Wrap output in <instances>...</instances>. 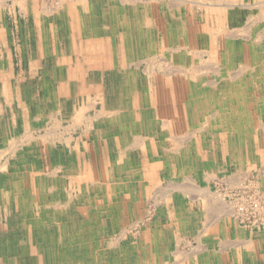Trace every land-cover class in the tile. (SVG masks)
<instances>
[{
  "label": "bare ground",
  "instance_id": "6f19581e",
  "mask_svg": "<svg viewBox=\"0 0 264 264\" xmlns=\"http://www.w3.org/2000/svg\"><path fill=\"white\" fill-rule=\"evenodd\" d=\"M108 1L111 2H109L108 4ZM207 1L208 0H54L51 2L54 4V6H50L47 0H0V39L7 36L1 23L4 14L3 10L8 7L16 10V5H19V11L21 15L31 21L28 24L29 38L32 41L31 57L36 64L43 62L42 68H37L33 63H31L30 74H34L40 81H51V78H53V83L61 84V93L63 95H67L66 111L69 115V120L71 121L68 126L63 125L62 121L56 122L55 119L49 117H54L57 112L50 108H47L45 110L46 112L43 111L44 113H39L36 116L38 118H34V122L38 121L39 118L43 116L52 120V125H50L49 123L45 124L43 128V131H45V133H39L35 135L34 132H37L40 129L39 127H35L34 125L29 124V121L27 119H31V117H29L30 113L26 108H28V104L38 102V99H34V97L31 98L30 94L28 93L25 94V87L23 86L24 95L26 98H28V103L24 102V104L22 105V108H24V134L23 136L21 135L20 137L12 139H10V137H7V140L3 139V145H1L3 147L0 146V264H52V261H50V254L56 253H58L57 255L61 259V264H64L66 262V259H69V254L67 247L65 246L64 239L59 240V237L54 234L55 232L53 233V230H49L47 234H44L45 232H43V227L50 226V228H52L55 224H52V219L56 216H58L62 220L64 219L61 218V213L63 211H70V208L72 207H70L71 203L69 202V200H71L72 197L66 195L67 198L65 200V203H58L56 199L53 198V196L55 197V195L50 196V194H52L53 192H63L64 195L67 189L64 185H62L61 181L57 179L52 180L49 178L56 175L54 172L58 170H55V168L50 169V166L47 170H43L42 166L39 167V165H35V161L39 158V144L42 142L44 143L46 148L48 147L49 150L52 149L51 144L54 143V140L49 138H53V136L63 133L62 128L66 132L70 128H74L80 121H86L88 123V127L82 134L89 139V142L92 141L90 138L95 137V131L93 130V128L96 127L97 133H103L102 140L107 144L110 141H115V138L111 136L112 133H114L115 135V133L119 132L120 138H122V140H126L125 136L129 137L130 139L127 142L130 143L128 144V146L134 147L133 150L128 146L126 150H122H125V152L130 150L135 152V147L139 145H144V147L155 146V140H153L152 136L142 137L136 133L137 131L150 132L155 131L156 127H160L161 129H163V135L167 139H170L174 145H177V143H180V140L176 135L173 134V131L174 129L178 130L179 125H183L184 119L189 124H192L194 121L199 123L200 121L205 120L203 122H205L206 124L204 123L201 125H203L204 127H207V125H209L210 127L215 128V123L218 122L219 118L224 119L225 116H231V107L233 105V101H242L239 99V97L243 95L241 93L242 90L238 86V83H240L241 85L245 82L246 79H249L246 78L247 74H250V81H255V83L257 82L260 84L261 94L264 98V31H258L259 33H257L251 30L253 29L255 24L259 23L260 21H264V0H210V3H208ZM10 4L12 5L10 6ZM154 4H159L162 7V17L163 20H165V23H162V21L156 17L157 20L155 26H157V29L160 28V30H162L161 36L152 34L153 37H150V32L147 30H151L153 20L149 18L147 14L149 11H151V9L155 10ZM108 5L117 6L119 12L120 9L122 12V20L119 19L118 21H116L115 25L117 27H115V29H119L120 26L121 28H125V37H122V35H120L119 45L121 49L119 52V63L115 62L114 64H112L115 65L116 63H118V65H120L119 69L124 70V78H120L121 80L118 85L112 84L111 82L104 83L102 82L103 79L99 82L97 81L99 77L98 69L106 65H111L110 61L113 60L114 54L111 50L108 52L105 49L104 52V49H102V46L103 44H106V41L103 34H100L99 31L100 29L102 30L104 26L102 25L99 27L93 24L94 21L98 23L100 19H94L90 17L87 18L85 16H82L83 11L86 12L99 8L107 9ZM228 7L233 10V16L242 19V22H240V24L234 25L231 22H227L232 19H230V17L223 13V11L221 10L222 8L226 10ZM243 11H246V13H244ZM220 12L224 14V24L223 26H220L218 23L217 28L220 30L221 28H224L225 31L217 30L216 23L213 21L215 19V14H219ZM193 15H195L198 19H202L201 23L204 24L205 22L208 27L215 28L214 31H212V34H207L205 38H200L199 41H197V37L195 38V36L192 35L190 31H185L182 34V28H188L187 24L190 25ZM132 26L137 32L140 33L143 43H149L151 40L150 47H152V50L143 49L142 54H139V59H137L138 57L132 58L130 55L131 52H128L129 58L132 60L136 59L137 62H134L135 60H129V58H127V54H125V52L133 51L134 49H137L141 46V43L133 39L134 35L128 33L131 31L130 29L132 28ZM92 30H94L95 33H91ZM112 30L111 33L113 35ZM160 30L158 33H160ZM117 35L118 33L115 34V36ZM169 35L176 36L175 38H173L176 46L170 47L167 45ZM59 37L64 41H58ZM154 39H156V41H154ZM237 39H240L239 44L236 43ZM45 41H47V46L45 44ZM54 43L55 45L58 44V46H53ZM234 43L236 47L234 46ZM80 46H84V48L81 49L79 48ZM154 47L167 48L168 52L171 51V53L174 55H171V57H176V59L173 60L174 66L169 65V62H167V60H164L163 57L159 54L160 52L154 50ZM211 47L217 50L214 51L211 49ZM85 62H87L90 66V70L88 71V73L85 71H80L81 65L85 64ZM134 64L143 67L142 71L147 78L146 81L144 77L143 81L139 80L142 75L138 72V69L134 70L135 77H130L129 69L126 67H129V65L134 66ZM217 64H222L221 72H218L219 68L217 69V66V70H214V72H216V76L219 77L220 80H210V75L205 73V71L209 70H207L208 67H211V70L213 65ZM232 68H234L235 71H232ZM171 75H173V78H171ZM69 78H74L75 82L72 83V80H68ZM166 78H170L173 80L164 81L163 79ZM108 79L111 80L110 77ZM178 79L181 80L180 83H178ZM192 79L195 82L197 81L196 84L199 85L198 91L200 92V94L191 93L189 97L190 99L186 101L187 94H189V91L187 90V86L189 84L188 82ZM81 82H91L93 84H86ZM143 84L148 86L144 87ZM116 86L118 90L116 89ZM88 89L89 91L94 92L98 90L107 99L99 101L100 107L93 117L95 119V123H89L92 117L85 116L83 114L86 106H90L93 100L88 104H85L81 108L74 107V104L76 102L72 94L79 92L85 93L88 92ZM202 92L205 93L202 94ZM182 94L186 99L183 107L179 106V104L176 103H179ZM19 95L20 90L15 96L19 97ZM122 97L126 100H123ZM94 101L95 103L98 102V100L96 99ZM160 106H163L164 109H161ZM218 106H222L224 110H218L219 108L215 109ZM160 110H163L164 112H159ZM212 110H214L215 112L212 113ZM233 125L232 122L226 123V126H228L229 128L233 127ZM260 128L262 129L261 131L264 132V125H261ZM92 131L94 132L93 135L90 134ZM219 132L221 131H217L216 128L215 133ZM182 136L184 135L182 134ZM232 137L233 135H230L228 138L232 139ZM57 138L56 140L63 139V134L61 136H58ZM77 142L83 145V148H87L89 145V142L87 140L84 141L83 137L77 138L76 143ZM20 145L23 146L21 147ZM27 145H30V147H27ZM23 151H25V153H23ZM262 158L263 161L261 162L260 167L264 168V155L262 156ZM119 160H121V158H119ZM10 161L14 164V167L17 166L18 169H6V171L5 166L9 165ZM97 166L98 165L87 166L86 174L89 173L88 176H86V174L83 175L81 172H79L76 168V165L70 166L67 169L66 174L70 178L71 182L78 183V188L81 193L86 192L88 194H91L92 192H94V190L101 189L103 202H105V199H109V197L111 196L114 197L115 194L111 195L108 188H113L117 180L113 184L106 185V182L100 181V178H95L96 175H99L101 173V170H98ZM119 171L121 173L129 174L131 175V177L137 175L138 173L136 167L124 171L122 169V166H120ZM246 172H248V170ZM225 173H227V171ZM235 174H237V172ZM223 178L224 176H222V179ZM230 178L231 177L228 178L229 182L231 181ZM262 178L260 180H262ZM90 179H92V181ZM222 179L220 180L222 181ZM237 185L241 188L243 187V189L244 187L247 188V186H255L254 188L256 189V192L253 195L250 196L246 194L247 197H243L245 198L246 202L248 201L249 204L252 203V214L253 212L257 214V218L254 221L256 222L254 225L255 228L263 227V187H261L259 182H254V184H248L247 186L245 183H243V185H241V183H237ZM130 186H133L131 193L133 192L136 198V193L139 192V189L137 190L136 186L139 187V185L137 182H134L133 185L128 184V189H130ZM206 187L208 188V185ZM226 187L228 188V186ZM59 188L63 191L57 190ZM44 190H46L48 196H45L43 194ZM156 190L158 191V193L159 191H161L159 187ZM194 191L197 192L196 190ZM210 191H212V189ZM246 191L249 192V190ZM246 191L244 192L246 193ZM204 193L202 192V194ZM211 193L212 195H209L210 200L215 205L218 195H214V192ZM116 201L115 204L111 205V207H122L123 203L118 200ZM96 203L97 202L95 201V204ZM241 203L243 204V202ZM97 204H101V206H104V203ZM227 206L228 205H226V207ZM5 207L7 208L5 209ZM218 207V205L214 207L216 208V211ZM230 207L227 208L228 210L226 209L227 213L229 212ZM236 207L232 205L231 214L237 217L238 214L240 215L242 212L240 211L241 209H237ZM20 208L24 209L18 210ZM224 210H222V213ZM149 214H151V211ZM220 214L218 213L217 216H219ZM82 217L84 216H81V218ZM212 217L213 216H209L211 220ZM17 221H20V225L23 228L14 225L8 227L9 224ZM103 221L106 220L103 219ZM61 222V227L69 230L71 223L66 220H63ZM37 229L39 230L40 235H38V231H36ZM256 231L257 230H254V232ZM16 232L22 235V239H24L23 241L19 240L20 238L16 237ZM257 234L259 237L264 238V231H258ZM150 237L151 233L148 234L147 231L143 232L142 239L146 240ZM96 248L98 249V247ZM103 248L114 250L115 247L113 246V243H104ZM145 248L144 250L139 245L134 244V249L136 251L142 252V250H144V252L146 251L147 253L151 254L154 257V260H156L157 264H177L188 258L187 256H184V253H178L175 251L177 253V255L175 253L176 261H165L164 257L162 258L163 253H161L160 250H156L159 248H156L154 244H151Z\"/></svg>",
  "mask_w": 264,
  "mask_h": 264
},
{
  "label": "rangeland",
  "instance_id": "374dc122",
  "mask_svg": "<svg viewBox=\"0 0 264 264\" xmlns=\"http://www.w3.org/2000/svg\"><path fill=\"white\" fill-rule=\"evenodd\" d=\"M52 1L47 0L50 6H54V4L51 3ZM207 2L210 3V0H208ZM11 5L12 4H10V6ZM154 6L156 11L158 12H160V10H163L159 4H154ZM19 9L20 6L16 5V10L11 9L9 7L3 10L4 14L1 23L3 29L5 30V34L7 35L6 39L8 41V45L4 46L0 43V63L3 62L6 64L8 73L12 78L7 79L6 81V83L10 87L9 88L10 92L8 93L3 91L5 87V83L3 82L2 79H0V105L3 107L4 110L6 94H8L9 96H13L14 95L13 91H15V88H17L18 86V82L14 80L15 79L19 80L23 78L25 81L23 84V86L25 87V94L28 93L30 94L31 98L34 97V99L36 98L38 99V102L28 104L29 113L31 116V119H28L29 124L34 125L35 127H39L40 130H38L37 132L35 131L34 132L35 135L39 133L44 134L45 133V131H43L44 125L48 123L52 125L53 121L46 117L41 116L38 121L34 122V118H38L36 116L39 113L42 114L46 112L45 110L47 108L48 109L50 108L54 111H57V114L54 117H49V118L55 119L56 122L62 121L63 125L68 126L71 121L69 120L70 119L69 115L68 113H66V109L64 106V104L67 101V98L60 91L61 84L59 83L55 84L53 83V80L30 81L31 63H33L37 68H42L43 62L36 64L34 63L33 58L31 57L32 41L29 38V32H28V28H29L28 24L31 21H29V19H27L26 17L22 16ZM221 11H223V13H225L227 16L230 17V19H232L227 22H231L234 25H238L240 24V22H242V19L232 15L233 10L230 7H228L226 10L222 8ZM243 12L246 13V11ZM218 23L220 26L223 25L224 24L223 19H221L220 21L218 20ZM251 30L257 33H259L258 31H264V21H260L259 23L255 24L253 29ZM175 37H176L175 35L168 36V40H167L168 46L170 47L176 46L175 41L173 39ZM58 41H64V40H62V38L59 37ZM137 41L142 42V38L138 37ZM236 43L239 44L240 39H237ZM45 44L47 46V41H45ZM53 46L56 47L58 46V44L55 45L54 43ZM161 52L159 54L163 57V59L167 60V62H169V65L174 66L173 60H175L176 57L174 58L171 57V55L174 56L171 53V51L168 52L167 48H161ZM216 66L217 69L219 68L218 72H221L222 64H217V65H213L212 67L213 70L212 69L210 70L211 67L210 68L208 67L207 70L208 69L209 70L205 71V73L210 75L209 76L210 80L214 79L216 81H219L220 80L219 77H217L216 72H214ZM142 69L143 67H140L138 69V72L142 75V77H145V74L142 71ZM232 71H235V69L232 68ZM249 75L250 74H247L246 78L250 79L251 77ZM249 79L245 80L244 82L245 84L242 83L240 85V83H238V86L242 90L241 93L243 95L239 97V99L242 101L239 100L233 101L232 103L233 105L231 107L232 109L231 116H225L224 119L219 118L218 122L215 123L216 125L215 128L210 127L209 125H207V127L201 125L205 123L203 122L205 120L200 121L199 123L194 122V125L187 123L185 119L183 120V127L179 128L178 130L175 129L176 131H173V134L176 135L177 138L182 141L181 144L183 145L182 147H185L183 149V153L178 156L168 152V156L166 157L165 151L164 154L161 153L160 151L161 146L167 147V149L168 148L173 149L175 146L172 145L170 139H166L164 136H161L155 131H150V132L137 131L136 133L142 137L152 136L155 139V142L161 145L160 147H144V145H139L135 147L134 150L135 152L131 150L125 152L128 144L130 143L127 142L130 139L129 137L125 136L126 140H122V138H120L119 132L115 133V135L114 133H112L111 136L115 138V141H110L107 144L102 140L103 133L102 132L97 133L96 127H94L93 130L95 131V137L90 138L92 141L89 143L87 148L85 147L83 148V145L79 144L78 142L76 143V139L83 136L82 133L85 132V130L87 129L88 123L86 121L85 122L78 121L79 123L74 128L72 127L66 132L62 128L63 133L53 136V138L50 137L49 139L54 140L53 144L49 143L51 144L52 147V149L50 150L48 149V147L47 148L45 147L44 143L41 142L39 144V148H40L38 152L39 158L35 161V165L36 166L39 165V167L42 166L43 170L44 169L47 170L49 166L50 169L55 168V170H58L54 172L56 175L53 174L54 176L53 177L51 176L49 178L52 180L57 179L61 181L62 185H64L67 188L64 195L63 192L61 193L53 192L52 194H50V196L55 195V197L53 196V198H55L56 201L60 204L63 202L65 203V200L67 198L66 195L72 197V199L69 200V202L71 203L70 207H72L70 208V211H63L61 213L62 214L61 218H64L63 220H66L71 223L69 230L61 227L62 225L61 221L63 220L60 219L58 216L52 219L53 221L52 224L55 223L52 228H50V226L43 227V232H45L44 234H47L49 230H53V233L55 232L54 234L57 237H59L58 238L59 240L64 239L65 246L67 247L69 254L68 258L70 259V260L66 259V262L64 264H142L144 259H146V257L148 256V253L146 251L144 252V250L146 249L145 247L149 246L148 244L145 243L146 240L142 239V234L145 231H147L148 234L151 233V237L148 239H153L154 237L153 240L156 241L155 244L157 246L160 245L163 252L165 251L174 252L175 250H177L179 252L181 251L189 254L203 252L207 249L212 250V248L214 249L215 247L216 249H219L220 245H218L217 242L220 241V239H228L230 237H235V235L237 236V232L235 231L233 225H235V227L239 228L240 230L244 231V233L246 232L244 238L246 237L247 238L249 237L250 239L258 238L257 232L264 231V225L263 227L255 228L254 225L256 222L254 221L257 218V214L255 212H253L252 214L251 212L252 203L249 204L248 201L246 202L243 196L245 197H247V195L251 196L256 192V189L254 188L255 186L252 187L247 186L248 184H254V182L256 183L259 182L261 187H263L262 190L264 189V185H263L264 178H262L264 177L263 176L264 168H261L260 165L252 166L249 163L248 165H245V167L241 171L239 170L236 171L234 169L239 165L240 161L239 158H237V156H232V159L235 160L236 162L227 164L226 167H224V169L221 168V170L218 172H214V169H211L212 168L211 163L215 164V162H217L216 160H218V157L216 158L213 157L210 148L211 147L213 148L215 146L217 149V151L215 152L226 151L227 154L228 153L227 147H232L227 143L228 140L230 141V139L228 138L230 135H233L231 139L233 140V144L236 140L239 139L238 138L239 136H242L241 139L244 140L245 144L249 143L248 145L249 147L253 145L250 143H254V141H257L260 138H261L260 143L262 146H264V132L261 131L262 129L260 128L261 125H264V98L263 95L261 94L260 84L257 82L255 83V81L254 82L250 81ZM147 86L148 85H144V87ZM94 96H95L94 93H92L91 95H88L87 93L76 95L74 97V100L76 102L74 104V107L75 108L83 107L85 104H88V98L91 97L93 100ZM99 107H100V103L99 102L95 103V101L93 100L90 106L88 105L86 106L83 114L85 116L93 117L94 113L96 112V110H98ZM221 107L222 106H218L215 109L219 108L218 110H224L223 107L222 108ZM13 111H15L16 113H14ZM214 112L215 111L212 110V113ZM0 118L3 122V128L5 127V132L4 133L1 132L2 137H4V135L7 134V136L11 137L10 139H12L15 137L13 135L17 133H19V135L23 134L22 129L20 127L22 120H21V116L19 115V110L18 108H16V104L13 103L12 107H9V109H7L6 107L3 113L2 114L0 113ZM14 122H15V126H14ZM230 122H232V125L235 123L233 127H231L232 131L226 133L227 137L224 136L218 137L217 136L218 134H215L216 128L217 131H221V134H224L225 130L227 129L231 130V128L226 126V123H230ZM91 123H95V121L93 120ZM62 134L64 140L63 139L56 140V138L58 136H61ZM90 134L93 135L94 132L92 131ZM182 134L184 136H182ZM260 143H257L256 146L258 147ZM20 146L22 147L23 145ZM27 147H30V145H27ZM129 148L130 149L132 148L133 150L134 147H129ZM23 153H25V151H23ZM119 158H121V160H119ZM166 160L169 162L168 174H166L165 172H161V168L159 166V168H151L152 176H149V171H146L145 165L147 164L149 165L150 163L155 164L156 162L163 161V166H164ZM224 161L226 160L224 159ZM73 165L74 166L76 165L77 170L81 172L83 175L86 174L87 172L86 168L88 165H98L97 168L98 170L99 169L101 170V173L99 175H96L95 178H100V181L106 182V185L113 184L117 180L113 188H108L111 195L115 194L114 197L111 196L109 197V199H105V202H103V195L101 193V189L94 190V192H92L91 194H88L86 192L81 193L78 188V183L71 182L70 178L66 174L67 169ZM120 166H122V169L124 171L136 167L138 173L137 175L131 177V175L129 174L121 173L119 171ZM6 169L13 170V169H18V167L17 166L14 167V164L11 163L10 161L9 165L5 166V170ZM209 169H211L210 177H207L205 176L206 175L205 171ZM175 170L178 171V173L177 172L175 173ZM247 170L248 172H246ZM226 171L227 173H225ZM236 172L237 174H235ZM88 175L89 173L86 174V176ZM222 176H224L225 179L224 178L222 179ZM229 177H231L230 179L232 182L228 181ZM261 178L262 180H260ZM220 179H222V181ZM90 180L92 181V179ZM134 182H137L139 185V187L136 186V189L142 191V193L138 195L137 204L133 202L134 198L133 195L131 194L133 186H130V189H128V184L133 185ZM237 183H241V185L245 183L247 188L244 187L243 189V187L241 188L240 186L237 185ZM207 185L208 188L206 187ZM160 186H162L163 190L159 191L158 193L156 189L157 187ZM226 186H228V188ZM144 187H145V193L147 194H143ZM211 189L212 191H210ZM245 189L249 190V192L246 191ZM57 190L63 191L60 190V188ZM194 190H196L197 192L199 191L198 192L199 194ZM217 191L219 194L217 193ZM244 191H246V193ZM202 192L203 193L205 192L206 194L209 192L206 195L207 199L205 197V193L202 194ZM211 192H214L215 193V194L213 193L214 195H218L217 197L218 199L215 196L217 201L216 203H220V202L225 204L227 203L226 205L228 206L226 207V209L231 205L229 212L227 213L226 211L225 214V217L227 216L226 221L228 224L226 225L228 231H231L228 234V236L230 237L222 234V232L220 233L222 228L219 229L217 228L216 231L214 228V226L216 225L214 224V222H210L207 218L209 217V215L205 214V209L206 206L208 205L207 203H209L210 200L209 195L210 194L212 195ZM43 194L45 196H48L46 190L43 191ZM219 196L221 199L219 198ZM241 197L244 199H242ZM116 200L121 201L123 203L122 207L120 208L111 207V205L115 204ZM95 201L97 203H104L103 204L104 206H101V204H97V203L95 204ZM241 202H243V204ZM233 203L236 204L239 203V204L236 205ZM240 203L241 205L244 206H241ZM232 205H234V207L237 206L236 207L237 209L243 210L241 211L242 213L240 215L238 214L237 217L231 214ZM243 208L245 209V211ZM23 209L24 208H20L18 210H23ZM150 211L151 214H149ZM81 216L84 217L81 218ZM103 219L106 221H103ZM229 220L231 221V223ZM221 221H223V219H221ZM11 225L23 228L20 225V221L12 222L11 224L8 225V227H10ZM254 230L257 231L254 232ZM36 231H38L37 233L38 235H40L39 230L37 229ZM16 237L20 238L19 240L21 241L24 240L22 239L23 237L20 233L16 232ZM212 239H216V240L213 242ZM104 243L105 244L113 243V246L115 247L114 250L103 248ZM134 244L139 245L140 247L145 249L142 250V252L136 251L134 249ZM96 247H98V249ZM57 254L58 253L50 254L51 257L50 261H52V264H61V259L60 257H58Z\"/></svg>",
  "mask_w": 264,
  "mask_h": 264
},
{
  "label": "crops",
  "instance_id": "0c3cea01",
  "mask_svg": "<svg viewBox=\"0 0 264 264\" xmlns=\"http://www.w3.org/2000/svg\"><path fill=\"white\" fill-rule=\"evenodd\" d=\"M109 2H111V1H108V4H109ZM115 11H117V12H115ZM162 14H163V10H160V12H158V11H156V9L155 10L151 9V11L148 12V14H147L148 17L153 20L152 26L154 25L153 28L151 26V30H147V31L150 32L149 33L150 37H153V35L161 36V31L162 30H160V28L157 29V26H155V25H156L157 18H159L162 21V23H165V20H163ZM121 15H122L121 9H120V12H119L117 6H112V5L111 6L108 5L107 9L99 8V9H96V10H91V11H86V12L83 11V15L82 16H85L87 18L90 17V18H94V19L95 18H99L100 19L98 21V23L96 21H94L93 24L96 25V26H99V27L102 26V25L104 26L103 29L102 30L100 29V31H99L100 34H103V36L105 38V41H106V44H103L102 49H104V52H105V49L108 52L111 50V51H113V54H114L113 60L110 61L111 65H106V66L100 67L98 69V73H99V77L97 79L98 82L103 79L102 82H104V83L111 82L112 84L118 85L120 83V80H121L120 78H124V76H123L124 70L123 69H119L120 65H118V63H119V59H120L119 52H120V49H121V47L119 45L120 44V35H122V37H125V28H121V26H120L119 29L118 28L115 29V27H117L115 25V23H116V21L121 19ZM218 16H219V18H218ZM223 16H224V14L222 12H220L219 14H215V19L213 21L216 23V28H217V25H218V20L220 21L221 19H224ZM201 22H202V19H200V18L198 19V18H196L195 15H193L192 16V20L190 22V25L187 24L188 28H182V31H181L182 34L185 31H190L191 34L195 36V38L197 37L196 38L197 41H199L200 38H205V36L207 34H212V31H214L215 28H210V27L207 26V24L205 22H204V24L201 23ZM221 26H223V25H221ZM112 28H113V30H112ZM111 30L113 31V35L111 33ZM130 30L131 31L128 32V33L133 34L134 35L133 39L137 41V38L141 37L140 33L137 32L133 26H132V28ZM159 30H160V33H158ZM217 30L225 31L224 28H221V30L217 28ZM91 33H95V31L92 30ZM116 33H118L117 36H115ZM154 41H156V39H154ZM150 42H151V40H150ZM150 42L149 43H143V40H142V42H139V43H141V46L139 48L134 49L133 51L125 52V54H127V58H129V55H128L129 53L128 52H131L130 55H131L132 58H137L138 57L137 59H139V54L140 53L142 54V50L143 49L152 50V47H150V44H151ZM231 42H232V40H231ZM0 43L2 45H4V46H7L8 42H7L6 37L5 38H1L0 39ZM234 46H235V43H234ZM79 48L82 49V48H84V46H80ZM211 49L214 50V51L217 50V49H214L212 47H211ZM154 50L157 51V52H161V48H158V47H154ZM124 57H125V55H124ZM129 60H132V59L129 58ZM133 60H135L134 62H137L136 59H133ZM115 62H118V63H116L115 65H112ZM140 67L141 66H138L136 64H134V66L129 65V67H126V68L129 69L130 77L134 78L135 77V71L134 70L135 69H139ZM0 68H1V70H0V79H2L3 82L5 83V87H4L3 91L8 93V92H10V90H9L10 87L6 83V81H7V79H10L12 77L9 75L8 69H7V66H6L5 63L1 62L0 63ZM89 70H90V66H89V64L87 62H85V64H82L81 67H80V71H85V72L88 73ZM109 77L111 78V80L108 79ZM144 78H145V81H146L147 80L146 76ZM144 78L141 76V78H139V80L143 81ZM171 78H173V75H171ZM30 79H31L30 81H37L38 80L37 77L34 74H32V75L30 74ZM51 80H53V78H51ZM68 80H72V83L75 82L74 78H69ZM163 80L164 81H166V80L167 81H172L173 79L166 78V79H163ZM14 81L18 82V86H17V88H15V91H13L14 92V96H9L8 94H6L4 110H5L6 107H7V109H9V107H12L13 103L16 104V108H18L19 115L21 116V120H22V123H21L20 127L22 129V132H24L23 131V126H24L23 125L24 108H22V105L24 104V102L28 103V98L25 97L24 89H23V84H24L25 81H24L23 78H21L19 80L15 79ZM177 81H178V83L181 82L180 79H178ZM81 83L93 84L91 82H81ZM188 83L189 84L187 86V90L189 91V94H187V100L184 98V96L182 94V97L180 98L179 103L176 102L181 107L184 106L185 100L188 101L190 99L189 97H190L191 93H199L200 94V92L198 91L199 85L196 84L197 81L195 82L192 79ZM116 89L118 90L117 86H116ZM19 90H20V95H19V97H16L15 95L18 94ZM85 93H87L88 95H91L92 93H94L95 96L93 97V100L96 99V100H98V102L100 101V99L101 100H107L106 97L102 93H100L98 90H96L94 92V91H89V89H88V92H85ZM204 93L205 92H202V94H204ZM78 94H83V93L79 92V93H74L72 95H73V97H75ZM65 96L67 98V95H65ZM122 99L126 100L123 97H122ZM91 101H92V98L89 97L88 98V103L91 102ZM186 104H187V102H186ZM64 106H65V109H67L66 108V103L64 104ZM160 108L164 109L163 106H160ZM26 109L29 112V108H26ZM4 110H3V107L0 105V113L1 114L3 113ZM97 111L98 110H96V112ZM13 112L16 113L15 111H13ZM159 112H164V111L160 110ZM66 113H67V111H66ZM95 113H94V116H95ZM154 114H156V113H154ZM29 117H31V116L29 115ZM93 117L91 118L89 123H91L93 120L95 121V119ZM194 122H196V121H194ZM194 122L191 125H194ZM14 126H15V122H14ZM181 127H183V125H179L178 126V128H181ZM155 129H156L155 130L156 133L160 134L161 136H164L163 133H162L163 129H161L160 127H156ZM96 130H97V128H96ZM231 130H228V129L225 130L224 134H221V132L215 133V134H218L217 135L218 137H220V136L227 137L226 133L229 132V131L231 132ZM174 131H175V129H174ZM1 132L2 133L5 132V127L3 128V122H2V120L0 118V144L3 145V141H4L3 139L7 140L8 136H7V134H5L4 137H6V138H3L1 136ZM23 134L19 135V133H17V134H15L13 136H15L14 138H16V137H20L21 135L23 136ZM81 137H83L84 141L87 140L89 142V139L87 137H85L84 135L81 136ZM241 137H239V139L236 140L237 143L235 141L234 144H233V140H231V139H230L231 141L228 140L227 143L229 145H231L232 147H227V152H228L227 154H226V151H224V152H222V151L215 152V151H217L215 146L213 148L212 147L210 148L211 152L213 154V157H215V158L218 157V160H216L217 162H215V164L211 163V166H212L211 169H214V172L220 171L221 168L226 167L227 164H231V163L236 162L235 160L232 159V156H237V158H239V161H240L239 165L234 169L236 171L237 170H239V171L242 170L245 167V165H248L249 163L252 166L253 165H261V162L263 161L262 156L264 155V152H263L264 151V146L261 145V143H260L261 140L259 139V140H257L258 142L254 141V143H250V144H253V145L249 147L248 146L249 143L245 144L244 140H242ZM153 140H155V139L153 138ZM179 142L182 144L181 140ZM171 143H172L173 146H175L173 149H171V148L167 149V147H162L160 144H157L155 141H154L155 146H151V147H160L161 146L160 147V151L163 154H164V151H165L166 157L168 156V152H170L171 154H175L176 156H178V155L183 153V149L185 148V147H182L183 145H180V143H177V145H174L172 141H171ZM257 143H260L258 145V147L256 146ZM224 159L226 161H224ZM159 166L161 168V172H165L166 174H168L169 162L167 160L165 161L164 166H163V161H159V162H156L155 164H151L150 163L149 165L148 164L145 165V169H146V171H149V176H152L151 175V173H152L151 168H159ZM211 169L205 171V174H206L205 176L210 177V170ZM176 172L178 173V171L175 170V173ZM159 188H160V190H163L162 186H160ZM139 193L141 194L142 191L139 190V192L136 193V198L134 196V193H131L133 195V198H134L133 202L136 203V204H137V198H138ZM144 193H145V191L143 192V194ZM209 202L210 203H208L207 206H209V205L210 206L206 207L205 213L207 215L213 216V217H212V220H211V218L207 217L208 220L210 222H214V224L216 225V226H214L215 230H217V228L218 229L222 228V230H221L222 234L228 236L229 231H228V228H227V225H226L228 223L226 221V217L224 216V214L226 213V205L225 204H221V203H217V205L219 207L217 208V211H216V208H214V207L217 206L216 203L214 205V203L211 202L210 200H209ZM222 207H223V209H222ZM224 207H225V210H224ZM6 208L7 207H5V209ZM219 209H221V210H219ZM207 210L210 212V214H209V212ZM222 210H224L223 213H222ZM220 212H221V214H220ZM218 213L220 214L219 216H217ZM221 219H223V221H221ZM234 229L237 232V236H235V237L228 236L230 238H228V239H220V241L217 242L218 245H220L219 249H216V247H215L214 249L212 248V250L211 249H207V250H205L203 252L190 253V254L180 251V253H184V256H187L188 258L186 260L182 261V262L177 263V264H264V238L259 237V236H258V238H252V239H250L249 237L248 238L247 237L244 238V236H245L244 231H242L239 228L235 227V225H234ZM212 240L214 242L216 239H212ZM145 243L148 244V245L154 244L156 248H159V249H156V250H160L161 253H163L162 254V258L164 257L165 261H167V260H169L170 262H175L176 261L175 253L176 252L179 253V251L175 250L176 252L175 251L174 252L173 251H168V252L165 251V252H163V250L160 247V245L157 247V245L155 244L156 242L153 239H146ZM148 255L149 256L146 257V259H144L142 264H150V263L151 264H157L156 260H154V257L151 254H149V253H148ZM176 255H177V253H176Z\"/></svg>",
  "mask_w": 264,
  "mask_h": 264
},
{
  "label": "built area",
  "instance_id": "2783aa9c",
  "mask_svg": "<svg viewBox=\"0 0 264 264\" xmlns=\"http://www.w3.org/2000/svg\"><path fill=\"white\" fill-rule=\"evenodd\" d=\"M240 211H243L242 209Z\"/></svg>",
  "mask_w": 264,
  "mask_h": 264
}]
</instances>
